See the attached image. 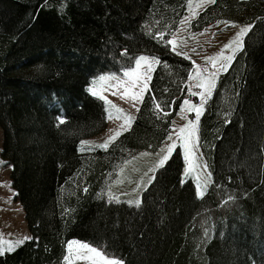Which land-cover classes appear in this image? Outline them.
<instances>
[{
    "label": "trees",
    "instance_id": "16d2710c",
    "mask_svg": "<svg viewBox=\"0 0 264 264\" xmlns=\"http://www.w3.org/2000/svg\"><path fill=\"white\" fill-rule=\"evenodd\" d=\"M187 1L0 0L1 155L32 237L0 264H63L71 239L123 264H264V0H215L188 25L250 26L198 122L204 195L182 180L178 147L139 206L102 195L127 152H154L168 136L192 69L168 43ZM139 54L158 63L130 128L79 152L106 124L90 77L121 74Z\"/></svg>",
    "mask_w": 264,
    "mask_h": 264
},
{
    "label": "rangeland",
    "instance_id": "374dc122",
    "mask_svg": "<svg viewBox=\"0 0 264 264\" xmlns=\"http://www.w3.org/2000/svg\"><path fill=\"white\" fill-rule=\"evenodd\" d=\"M191 4V7L189 6ZM211 3L206 2V0H188L186 3V11L182 15L179 20V24L177 29L171 35L169 41H173L175 44V50H173V44H170L171 49L177 53H181L183 57L184 54L187 55V59L192 64V69L189 74L187 83H186V91L182 98V101L171 121L170 130L168 136L172 135V140L168 139V136L162 142L160 147L154 152L148 151H136V152H127L125 160L114 170L113 174L110 175L105 183L102 195L111 201H116L115 199H110V197L118 198L119 202H125L126 204L136 205L135 201L139 200L141 197L142 191L148 185V181L151 180L155 174V171H150L154 169L160 156L162 155L161 149L167 148L173 141L176 142V146L174 150L178 147L181 152L183 168H182V180L190 179L197 189V179L199 176V183L201 187L206 182V178L209 176L210 171L208 169L207 160L203 153L199 148V133L198 128L196 131V136L194 137V143H196L197 147L195 148V157L194 161L199 165V167L194 168L190 174L186 175V169H188L189 165L185 161V151L182 147L181 141L176 138L175 131H178L179 128L189 124L190 121H196V113L195 111H189L187 105H183L184 100H188L190 104L199 106L201 103L199 95H191L189 89L193 92H201L202 89L194 87L200 78H203L208 75V73L203 72L204 68L209 69V71H215L216 69L212 67L210 63L206 62V58L214 57L216 59V68H219L221 64H224L226 61L224 57L232 55V51L235 48L233 45V49L224 50L223 56H220L221 49L225 44H228L230 40H232L238 32L242 28H249V25L238 24V23H216L204 28L201 31L195 32L192 31L188 25L189 23L196 17V15L205 8L207 5ZM234 25V26H233ZM244 38V37H243ZM237 53V52H236ZM235 53V54H236ZM144 56L150 59H154L149 55L139 54L132 61L131 65L127 69H123L121 74H114L109 71H102L99 73H95L90 77L89 83L86 86V91L88 94L93 96L88 89L95 88V90L102 94L107 100L111 101L112 104L116 105L117 108L123 109L124 113L134 117L136 113V109L139 106L140 101L135 102V107H133V101L131 99H120L119 93H123L125 91V87L127 86L128 77L124 76V73L130 69H134L136 67V59ZM155 60V59H154ZM232 62V61H231ZM229 63V65L231 64ZM156 63L152 64V68L154 69ZM146 63L141 65L140 71H146ZM229 67V66H228ZM227 67V68H228ZM197 69H200V77H197ZM224 71L218 73V76ZM152 71L147 73L148 77H151ZM116 77L117 80H111L105 82L103 85L96 84L94 85V81H99L100 77ZM217 76V78H218ZM190 77H193L190 79ZM215 80V84L217 81ZM119 82H125L124 85H120ZM149 83V79L147 80V85ZM139 85L135 89H131V91L138 92L140 90ZM117 87H119V92L117 95H113L114 91H117ZM213 92V91H212ZM145 93V92H144ZM143 93V95H144ZM99 99L97 96H93ZM101 100V99H99ZM104 104V108L106 105L104 100H101ZM183 105V111H182ZM205 105V104H204ZM203 105V109H204ZM113 117L119 115L113 109ZM203 112V110H202ZM106 114V124L102 131L99 133L84 138L80 141L78 146V151L83 152L86 149L96 147L98 144H103L110 136H112L117 130L120 129V125L124 122L122 119H111L107 118ZM201 116V115H200ZM200 119V117H199ZM199 122V121H198ZM82 142H86L82 145ZM1 145H2V131L0 127V250H3V254L5 252H10L7 249L11 246L15 249L18 245L17 241L23 240L25 237H29V231L26 225L24 210L19 200L15 198V190L11 184L10 180V165L1 155ZM83 147V150H81ZM173 150V151H174ZM172 154V153H171ZM206 166V171H205ZM211 176V174H210ZM211 182V178H210ZM210 182H207V187ZM132 203H129V202ZM199 224L203 227H206V223L203 219H199ZM80 242L88 244L92 247H96L98 250H102L98 246L91 245L85 241H80L77 239H71L66 243L65 247V256L68 255L67 245L69 242ZM20 245V244H19ZM75 247V246H74ZM108 254V253H107ZM1 255V254H0ZM64 256V257H65ZM110 258H115L119 261H122L119 257L115 255L108 254ZM63 264H67V262L63 259ZM72 264H87L86 261L73 259Z\"/></svg>",
    "mask_w": 264,
    "mask_h": 264
},
{
    "label": "snow or ice",
    "instance_id": "6c2138e0",
    "mask_svg": "<svg viewBox=\"0 0 264 264\" xmlns=\"http://www.w3.org/2000/svg\"><path fill=\"white\" fill-rule=\"evenodd\" d=\"M206 2L214 3L215 0H206ZM189 6L191 7V4H189ZM225 23L228 24L229 22H225ZM249 30H250L249 28H242L240 32H238L236 36L229 41L228 44H225L223 46L219 54L220 56H223L224 50L233 49V45H235V48L232 51V55L224 57L226 62L224 64H221L219 68H216V59L214 57L206 58V62L210 63L212 67L215 68L216 70L210 72L209 69L207 68L203 69V72L208 73V75L203 78H200L198 80V83L194 86L202 89L201 92L197 93V92H193L191 88L189 89L191 95L200 96V100H201L200 105L199 106L192 105L188 100L183 101V105H187L189 111H195L196 113V121L194 122L190 121L189 124L179 128L178 131L174 130L176 134V138L181 141L182 147L184 148L185 151V161L189 165L188 169H186L185 172L186 175L190 174V172L194 168L199 167V165L194 162L196 160L195 148L197 147L196 143H194V137L196 136L198 121L200 115L202 114L203 105L206 104L207 100L211 98L212 91L215 88V80L218 76V73L221 71H226L227 67L229 66V63L234 59L235 53L243 49V45H244L243 37L248 33ZM168 43L173 44V50H175L174 42L168 41ZM177 54L180 55L181 53L177 52ZM184 55L185 58H188L186 54ZM143 63H146L147 65L145 72L140 71L141 65ZM153 63H158V61L144 56H141L136 59V67L124 73V76L128 77V81L126 82L127 86L125 87V91L123 93H119L120 99L122 100L131 99L134 102L133 107H135L136 101L143 102V93L148 89L147 80L150 79V77L147 76V73L154 70L152 68ZM197 77H200V69H197ZM192 78L193 77H190V79ZM111 80H117V78L112 76H108V77L102 76L99 78V81H94L93 83L94 85L96 84L103 85L105 82ZM119 84L124 85L125 82H119ZM141 84L142 86L140 87V90L138 92L131 91V89H135ZM88 91L93 96H97L99 99L104 100V103L106 105L105 111L107 113V118L109 120L113 118L122 119L124 122L120 125V129L126 131L128 130V128H130L133 117L124 113L123 109L117 108V106L112 104L111 101L107 100L102 94H99L95 90V88H89ZM118 92H119V87H117V91H114L112 94L117 95ZM183 105H182V111L184 110ZM156 107L157 109L160 108L159 105H157ZM113 109L116 111V113H119V115L113 117V112H112ZM136 110L139 111L138 108ZM57 119L59 121V124L64 123V120L62 118L57 117ZM121 134L122 131L117 130L112 136L108 138V140H106L103 144L96 145V147L107 149L108 145L114 142ZM168 139L172 140L171 134L168 136ZM84 143L86 142H82V145ZM175 146H176V142L173 141L170 145L167 146V148L161 149L162 155L160 156L155 168L151 169L150 171L154 172L157 168L163 167L170 158V155L173 152ZM81 150H83V147ZM206 170L207 169L205 166V171ZM196 179L198 182L197 196L202 197L204 195V191L207 188V182H210V174L206 178V182L203 185V187H201L199 183V176H197ZM148 182L151 183V180H149ZM110 199H115L117 203L119 202L118 198L110 197ZM129 203L132 202L130 201ZM139 203H140L139 200L135 201L136 206H139ZM28 239H32V237H25L23 240L17 241L16 244L17 245L22 244L24 243V240H28ZM67 248L69 254L64 257V260L67 262V264H72L73 259L86 261L87 264H123L122 261H119L115 258H110L106 252L102 250H98L96 247H92L85 243H80L76 241L69 242ZM7 250L12 251L14 249L10 246ZM0 254H3V250H0Z\"/></svg>",
    "mask_w": 264,
    "mask_h": 264
}]
</instances>
